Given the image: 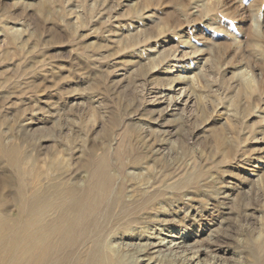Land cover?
I'll return each instance as SVG.
<instances>
[{
	"label": "rangeland",
	"instance_id": "rangeland-1",
	"mask_svg": "<svg viewBox=\"0 0 264 264\" xmlns=\"http://www.w3.org/2000/svg\"><path fill=\"white\" fill-rule=\"evenodd\" d=\"M3 147L25 169L50 158L56 176L103 184L102 225H123L108 238L129 256L250 264L264 239V0H0ZM17 176L0 154L15 216ZM176 236L196 258L150 249Z\"/></svg>",
	"mask_w": 264,
	"mask_h": 264
},
{
	"label": "bare ground",
	"instance_id": "bare-ground-1",
	"mask_svg": "<svg viewBox=\"0 0 264 264\" xmlns=\"http://www.w3.org/2000/svg\"><path fill=\"white\" fill-rule=\"evenodd\" d=\"M9 149L1 148L0 154L17 168L12 199L18 202L19 208L15 216V210L7 211L0 204V264H136L139 260L157 264L137 251L129 256L109 240L110 233L123 225H115L110 230L102 225L100 197L106 189L103 184L84 186L85 179L81 176L79 179L69 174L56 176L52 173L54 162L50 158L44 160V170L36 164L25 169L29 156L24 151ZM27 174L30 179L26 178ZM22 215L35 219L29 224L19 220ZM178 238L158 237L150 249L157 253L169 250L184 260L196 258L197 252L193 253L191 244ZM249 256L250 264H264V239L254 243Z\"/></svg>",
	"mask_w": 264,
	"mask_h": 264
}]
</instances>
